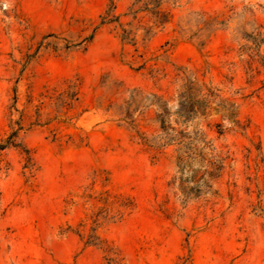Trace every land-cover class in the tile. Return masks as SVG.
I'll use <instances>...</instances> for the list:
<instances>
[{
	"label": "rangeland",
	"instance_id": "rangeland-1",
	"mask_svg": "<svg viewBox=\"0 0 264 264\" xmlns=\"http://www.w3.org/2000/svg\"><path fill=\"white\" fill-rule=\"evenodd\" d=\"M106 4L0 0V144L15 130L20 147L0 150V264H264V42L241 38L264 36V0H179L146 45H121L109 26L86 44ZM192 12L224 22L203 46L177 34ZM184 74L236 106L234 119L212 104L189 124L224 159L189 199L173 147L141 144L153 110L134 129L115 114L135 88L173 110ZM68 86L77 98L57 108Z\"/></svg>",
	"mask_w": 264,
	"mask_h": 264
},
{
	"label": "trees",
	"instance_id": "trees-1",
	"mask_svg": "<svg viewBox=\"0 0 264 264\" xmlns=\"http://www.w3.org/2000/svg\"><path fill=\"white\" fill-rule=\"evenodd\" d=\"M179 0H127L125 8L118 11V5L114 0H107V4L99 16L97 26L92 33L84 39L88 44L95 32L101 27H112V30L121 45L136 47L140 42L142 45L148 44L158 32L171 24L172 15L165 9L166 5H174ZM224 22L218 20L217 16H207L203 13L192 12L183 20L177 23V34L187 40H197L200 46L205 44V40L211 33L222 28ZM253 34V36H252ZM241 38L250 41L253 47L248 50H258L260 44L264 42V36L258 28L246 35L241 33ZM65 48H68L66 46ZM75 86H68L66 91L56 97L57 108L70 107L77 98ZM214 106L223 111V119L235 118V104L220 100L218 94L203 84H198L193 75H185L174 98V109L169 106L168 100L163 96L150 93L143 94L139 89H132L128 92L124 104L117 107L115 114L121 117L120 120L126 122L132 128H136L133 114L143 115L145 111L153 110V123L156 125V134L146 137L138 133L141 144L146 148L161 153L169 147H173L175 153V163L179 171V189L184 199L197 198L200 196V186L209 190L212 181L219 177L223 169L224 159L218 155H213V149L206 137L199 131H187L188 126L196 116H204L207 109ZM233 123H237L234 120ZM219 131L218 133H220ZM17 132L14 130L7 139L0 144V150L8 147L20 148L14 142ZM26 164L30 158L26 151ZM197 163L204 168L201 176L197 172H190L184 177L185 168ZM27 168V167H26ZM188 174V173H187ZM198 177V178H197ZM191 183V187L185 190L180 184ZM94 224H97L95 219ZM90 245H100L104 243L95 234L88 236L85 242Z\"/></svg>",
	"mask_w": 264,
	"mask_h": 264
}]
</instances>
